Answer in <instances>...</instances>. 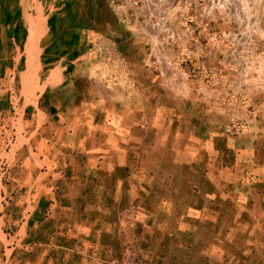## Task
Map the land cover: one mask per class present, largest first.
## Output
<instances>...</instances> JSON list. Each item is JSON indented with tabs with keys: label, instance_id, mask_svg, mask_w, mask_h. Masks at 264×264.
<instances>
[{
	"label": "crops",
	"instance_id": "obj_1",
	"mask_svg": "<svg viewBox=\"0 0 264 264\" xmlns=\"http://www.w3.org/2000/svg\"><path fill=\"white\" fill-rule=\"evenodd\" d=\"M95 2L0 0V264L18 248L55 264L82 242L103 256L126 214L175 259L264 264L261 117L220 123L219 95L211 108L165 73L134 76L157 61L90 25ZM167 101L204 103L205 123L174 122Z\"/></svg>",
	"mask_w": 264,
	"mask_h": 264
},
{
	"label": "rangeland",
	"instance_id": "obj_2",
	"mask_svg": "<svg viewBox=\"0 0 264 264\" xmlns=\"http://www.w3.org/2000/svg\"><path fill=\"white\" fill-rule=\"evenodd\" d=\"M100 6L117 13L124 20L115 29L126 31L142 49L148 64L145 69L134 68V76L145 79L148 75L165 73L173 85L185 82L212 108V95H219L221 112L215 110V120L225 123L234 108L238 120H247L245 114L264 125V0H98ZM104 9V10H106ZM99 11V20L92 25L107 33L113 29L105 11ZM112 13V12H111ZM105 15V16H104ZM140 57V63H144ZM167 68L161 70V63ZM142 65V64H141ZM155 67V68H154ZM150 68V71L146 69ZM144 83V84H145ZM186 87V86H184ZM173 110V121L182 125L204 124L201 115L206 105L194 108L192 102L167 101ZM202 102V101H201ZM200 103V101H198ZM217 104H215L216 108ZM189 110V115L186 111ZM250 112V113H249ZM214 113V112H213ZM263 114V115H262ZM199 115V116H198ZM210 117L213 115L210 112ZM243 117V118H242ZM163 120V118H162ZM198 126V125H197ZM125 224L113 238L104 241L107 251L94 255L85 244L78 243L73 258L59 259L55 264H200L197 259H175L172 245L164 252L153 249L145 240L135 237L139 229L125 216ZM112 233V232H111ZM196 246V245H195ZM149 247V248H148ZM147 254H146V252ZM3 250L1 251V255ZM40 250L18 248L13 253L16 264H51L40 261ZM212 253V252H210ZM159 258L156 259V256ZM213 255V254H210ZM3 256V255H2ZM90 256H93L90 259ZM58 257V255H57ZM66 257V256H65ZM152 258V259H151ZM211 264H221L218 260ZM203 264V263H202Z\"/></svg>",
	"mask_w": 264,
	"mask_h": 264
},
{
	"label": "trees",
	"instance_id": "obj_3",
	"mask_svg": "<svg viewBox=\"0 0 264 264\" xmlns=\"http://www.w3.org/2000/svg\"><path fill=\"white\" fill-rule=\"evenodd\" d=\"M95 9H90L91 13L95 12V14H97L95 16H92V22L93 23L95 21L99 20V14H100L99 11H102V10H104L106 8L100 6V3L98 2V0H96V2H95ZM104 11H105V14H106V18L109 19V21H111V23H112V24H110V26L117 27L116 19H115L114 15L111 13V11H109L108 9H106Z\"/></svg>",
	"mask_w": 264,
	"mask_h": 264
}]
</instances>
